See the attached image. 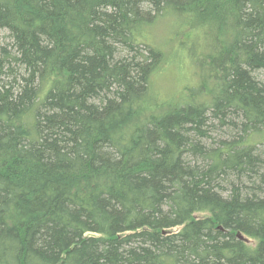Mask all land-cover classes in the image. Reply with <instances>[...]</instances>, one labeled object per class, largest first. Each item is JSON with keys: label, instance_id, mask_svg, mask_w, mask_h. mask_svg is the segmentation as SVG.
I'll return each instance as SVG.
<instances>
[{"label": "trees", "instance_id": "obj_1", "mask_svg": "<svg viewBox=\"0 0 264 264\" xmlns=\"http://www.w3.org/2000/svg\"><path fill=\"white\" fill-rule=\"evenodd\" d=\"M0 264H264V0H0Z\"/></svg>", "mask_w": 264, "mask_h": 264}, {"label": "rangeland", "instance_id": "obj_2", "mask_svg": "<svg viewBox=\"0 0 264 264\" xmlns=\"http://www.w3.org/2000/svg\"><path fill=\"white\" fill-rule=\"evenodd\" d=\"M167 23V22H165ZM163 21L158 22L152 29V36L156 44L165 50L167 53L166 61L163 67L153 75V85L160 91L167 92L173 87L182 88L183 86H192L198 83L197 65L191 60L189 52L183 48L178 53V58L170 56L175 47L177 36L171 39L172 30L170 23L166 25ZM181 39H184L180 36ZM167 38H169L167 40Z\"/></svg>", "mask_w": 264, "mask_h": 264}]
</instances>
